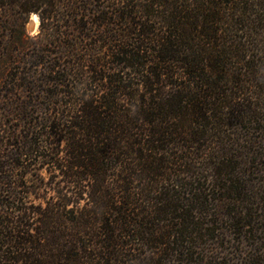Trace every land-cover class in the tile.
<instances>
[{"label": "trees", "instance_id": "1", "mask_svg": "<svg viewBox=\"0 0 264 264\" xmlns=\"http://www.w3.org/2000/svg\"><path fill=\"white\" fill-rule=\"evenodd\" d=\"M0 264H264V0H0Z\"/></svg>", "mask_w": 264, "mask_h": 264}, {"label": "rangeland", "instance_id": "2", "mask_svg": "<svg viewBox=\"0 0 264 264\" xmlns=\"http://www.w3.org/2000/svg\"><path fill=\"white\" fill-rule=\"evenodd\" d=\"M35 14V13H34ZM38 18H39V23H38V26L34 29H31L30 27V22L32 21V17H33V14L31 15L28 23H27V26H26V29H27V32L31 35V36H36L38 35V33L40 32V17L39 15L37 14Z\"/></svg>", "mask_w": 264, "mask_h": 264}, {"label": "bare ground", "instance_id": "3", "mask_svg": "<svg viewBox=\"0 0 264 264\" xmlns=\"http://www.w3.org/2000/svg\"><path fill=\"white\" fill-rule=\"evenodd\" d=\"M35 15V14H34ZM36 17H38L37 15H35ZM32 21H33V23L35 24V28L38 26V23H39V18H38V23H37V21H35V20H33L32 19Z\"/></svg>", "mask_w": 264, "mask_h": 264}, {"label": "water", "instance_id": "4", "mask_svg": "<svg viewBox=\"0 0 264 264\" xmlns=\"http://www.w3.org/2000/svg\"><path fill=\"white\" fill-rule=\"evenodd\" d=\"M30 27H31V29L35 28V24L33 23V21L30 22Z\"/></svg>", "mask_w": 264, "mask_h": 264}, {"label": "clouds", "instance_id": "5", "mask_svg": "<svg viewBox=\"0 0 264 264\" xmlns=\"http://www.w3.org/2000/svg\"><path fill=\"white\" fill-rule=\"evenodd\" d=\"M33 20L37 21L38 23V17H36L35 15L32 17Z\"/></svg>", "mask_w": 264, "mask_h": 264}]
</instances>
